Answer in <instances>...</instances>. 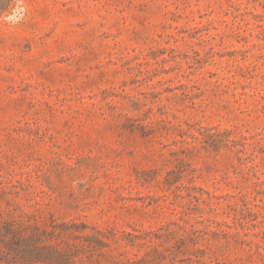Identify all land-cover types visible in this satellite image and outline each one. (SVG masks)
Here are the masks:
<instances>
[{
    "label": "rangeland",
    "instance_id": "1",
    "mask_svg": "<svg viewBox=\"0 0 264 264\" xmlns=\"http://www.w3.org/2000/svg\"><path fill=\"white\" fill-rule=\"evenodd\" d=\"M0 264H264V0H0Z\"/></svg>",
    "mask_w": 264,
    "mask_h": 264
}]
</instances>
